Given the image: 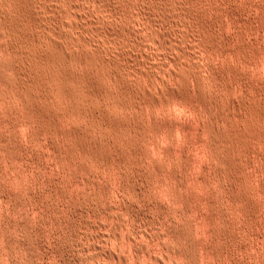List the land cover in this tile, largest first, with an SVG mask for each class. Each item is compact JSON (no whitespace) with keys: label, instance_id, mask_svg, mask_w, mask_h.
I'll return each mask as SVG.
<instances>
[{"label":"rangeland","instance_id":"rangeland-1","mask_svg":"<svg viewBox=\"0 0 264 264\" xmlns=\"http://www.w3.org/2000/svg\"><path fill=\"white\" fill-rule=\"evenodd\" d=\"M0 264H264V0H0Z\"/></svg>","mask_w":264,"mask_h":264},{"label":"bare ground","instance_id":"bare-ground-1","mask_svg":"<svg viewBox=\"0 0 264 264\" xmlns=\"http://www.w3.org/2000/svg\"><path fill=\"white\" fill-rule=\"evenodd\" d=\"M5 3V2H4ZM38 3V2H37ZM88 3V2H87ZM93 5V4H92ZM95 7V6H94ZM63 8H65V7H63ZM49 9V8H48ZM116 9V8H115ZM102 10V9H101ZM106 10H107V8H106ZM63 11V10H62ZM2 12V11H1ZM50 12V11H49ZM89 12V11H88ZM26 14V13H25ZM56 14H57V12H56ZM71 14V13H70ZM55 15V14H54ZM118 15V14H117ZM51 16V15H50ZM63 16V15H62ZM96 17V16H95ZM65 18V17H64ZM55 19V18H54ZM92 19V18H91ZM46 20V19H45ZM74 20V19H73ZM3 21V20H2ZM52 22V21H51ZM91 23V22H90ZM94 24V23H93ZM9 25V24H8ZM98 24H96V26H97ZM14 26V25H13ZM58 26V25H57ZM60 26V25H59ZM42 27V26H41ZM85 27V26H84ZM87 28V27H86ZM4 29V28H3ZM103 29V28H102ZM11 30V29H10ZM37 30V29H36ZM108 30V29H107ZM12 31V30H11ZM94 31V30H93ZM90 32H92V31H90ZM98 32V31H97ZM118 32V31H117ZM96 33V32H95ZM29 34V33H28ZM72 34V33H71ZM76 34V33H75ZM86 34V33H85ZM68 35V34H67ZM79 35V34H78ZM56 36V35H55ZM59 36V35H58ZM63 36V35H62ZM118 36V35H117ZM54 38V37H53ZM63 38V37H62ZM26 39V38H25ZM36 39V38H35ZM45 40V39H44ZM82 40V39H81ZM68 41V40H67ZM37 43V42H36ZM93 43V42H92ZM56 44V43H55ZM40 45V44H39ZM66 45V44H65ZM85 45V44H84ZM87 45V44H86ZM30 46V45H29ZM55 47V46H54ZM57 47V46H56ZM65 47V46H64ZM96 47V46H95ZM97 47H99V46H97ZM110 47V46H109ZM183 47V46H182ZM35 48V47H34ZM27 49V48H26ZM46 49V48H45ZM139 49V48H138ZM17 50V49H16ZM94 50V49H93ZM100 50V49H99ZM105 50V49H104ZM113 50V49H112ZM42 51V50H41ZM54 51V50H53ZM55 52V51H54ZM63 52V51H62ZM61 53V52H60ZM11 54V53H10ZM96 54V53H95ZM94 54V55H95ZM63 55V54H62ZM139 55V54H138ZM23 56V55H22ZM73 56V55H72ZM75 56V55H74ZM77 56V55H76ZM14 57V56H13ZM76 58V57H75ZM111 59V58H110ZM58 60V59H57ZM79 60V59H78ZM81 60V59H80ZM83 60H85V59H83ZM88 61V60H87ZM86 61V62H87ZM72 62V61H71ZM86 62H84V63H86ZM21 63V62H20ZM70 64V63H69ZM97 64V63H96ZM107 64V63H106ZM114 64V63H113ZM15 66V65H14ZM94 66V65H93ZM103 66V65H102ZM46 67V66H45ZM34 68V67H33ZM180 69V68H179ZM28 70V69H27ZM105 70V69H104ZM127 70V69H126ZM181 70V69H180ZM47 71V70H46ZM182 71V70H181ZM116 72V71H115ZM186 72H187V70H186ZM188 74V73H187ZM148 75V74H147ZM189 75V74H188ZM188 75H186V73H178V74H176V78H177V80H178V82H180L181 83V85L184 87V89H185V87H187L185 84L187 83L186 82V80L188 79V78H191V79H195V80H197L200 76H199V74H198V72H191L190 73V77L188 76ZM187 76H188V78H187ZM19 77V76H18ZM174 77V76H173ZM31 78V77H30ZM111 78V77H110ZM122 78V77H121ZM175 78V79H176ZM28 79V78H27ZM44 79V78H43ZM112 79V78H111ZM110 79V80H111ZM190 79V80H191ZM100 80V79H99ZM141 80V79H140ZM176 80V81H177ZM190 80H189V82H190ZM114 81V80H113ZM165 82V81H164ZM188 82V83H189ZM119 83V82H118ZM143 83V82H142ZM155 83H156V81H155ZM163 83V82H162ZM154 84V83H153ZM190 84V83H189ZM197 84V83H196ZM174 85V84H173ZM24 86V85H23ZM160 86H162V85H160ZM180 86V85H179ZM43 87V86H42ZM181 87V86H180ZM182 87V88H183ZM159 89V88H158ZM187 89V88H186ZM185 89V90H186ZM36 90V89H35ZM182 90V92H184L183 91V89H181ZM23 91V90H22ZM172 91V90H171ZM200 91V90H199ZM180 90H178L177 92H175V94H174V96L172 95V97H174L177 101H179V102H184L185 100H184V94L185 93H182ZM164 93H168L167 92V89H164ZM128 94V93H127ZM170 94V93H169ZM201 94V93H200ZM199 94V95H200ZM204 94V93H203ZM28 95V94H27ZM146 94H144V96H145ZM164 95V94H163ZM116 96V95H115ZM169 96H171V95H169ZM141 97V96H140ZM159 97H161V96H159ZM163 97V96H162ZM151 98V97H150ZM167 99V98H166ZM170 99H171V97H170ZM102 100V99H101ZM150 100V99H149ZM162 100H163V98H162ZM175 101V100H174ZM199 101V100H198ZM201 101V100H200ZM151 102V101H150ZM156 102V101H155ZM135 104V103H134ZM155 105H156V103H154ZM212 104V103H211ZM157 106V105H156ZM165 106V105H164ZM168 107V106H167ZM166 108V107H165ZM138 109V108H137ZM159 109V108H158ZM215 110V109H214ZM207 112V111H206ZM49 113V112H48ZM209 125V124H208ZM106 126V125H105ZM255 130V129H254ZM251 131H253V129L251 130ZM246 132V131H245ZM257 133V132H256ZM237 134V133H236ZM248 134H249V132H248ZM249 137V136H248ZM179 150V149H178ZM248 150V149H247ZM177 152V151H176ZM101 160H102V158H101ZM112 171V170H111ZM105 173V172H104ZM116 187V186H115ZM125 192V191H124ZM101 221V220H100ZM136 222V221H135ZM88 224V223H87ZM121 224V223H120ZM118 228V227H117ZM120 229V227L118 228V230ZM124 231H122L121 233H123ZM121 235V234H120ZM123 235V234H122ZM115 237H117V236H115ZM114 237V238H115ZM113 238V239H114ZM176 240V239H175ZM116 242V241H115ZM129 243V242H128ZM177 244V243H176ZM136 247V246H135ZM147 247V246H146ZM117 249V248H116ZM119 249V248H118ZM165 249V248H164ZM148 250V249H147ZM102 251V250H101ZM140 251H142V250H140ZM110 253H111V250H110ZM182 253V252H181ZM168 255H170L171 256V253H168ZM172 255H174V254H172ZM179 255V254H178ZM110 257V256H109ZM172 258H176V255H175V257H172ZM177 258H178V256H177ZM200 262V261H199Z\"/></svg>","mask_w":264,"mask_h":264}]
</instances>
